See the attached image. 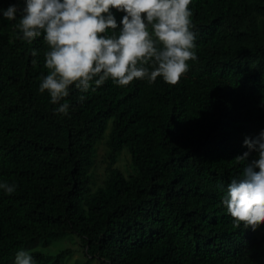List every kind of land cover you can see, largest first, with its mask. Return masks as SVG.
Here are the masks:
<instances>
[{"label": "trees", "instance_id": "16d2710c", "mask_svg": "<svg viewBox=\"0 0 264 264\" xmlns=\"http://www.w3.org/2000/svg\"><path fill=\"white\" fill-rule=\"evenodd\" d=\"M189 7L198 59L175 85L109 79L82 103L73 89L67 117L38 91L42 37L28 44L18 21L0 18V181L17 185L0 190V264L70 233L100 264H264V235L220 203L221 185L242 172L244 138L264 127V0ZM110 121L111 176L91 193L86 168ZM124 149L139 176L113 168ZM64 254L31 255L64 264Z\"/></svg>", "mask_w": 264, "mask_h": 264}, {"label": "clouds", "instance_id": "9594fccd", "mask_svg": "<svg viewBox=\"0 0 264 264\" xmlns=\"http://www.w3.org/2000/svg\"><path fill=\"white\" fill-rule=\"evenodd\" d=\"M192 0H20L0 7V18L18 21L20 39L31 44L42 37L48 46L38 91L47 92L53 113L70 114L73 89L84 102L107 80L126 86L134 80L175 85L198 59ZM123 13L119 21L115 12ZM32 57L37 56L33 49ZM33 64L37 61L33 59ZM247 149L234 159L242 172L221 185L220 203L234 224L255 230L264 223V127L246 136ZM254 153V154H252ZM250 154H252L250 156ZM17 185L0 181L6 195ZM12 264H36L29 250L15 252Z\"/></svg>", "mask_w": 264, "mask_h": 264}, {"label": "rangeland", "instance_id": "374dc122", "mask_svg": "<svg viewBox=\"0 0 264 264\" xmlns=\"http://www.w3.org/2000/svg\"><path fill=\"white\" fill-rule=\"evenodd\" d=\"M112 130V121L109 122L107 131L102 140H99L93 148L91 163L86 168L91 178L90 192L94 193L104 187L110 179L109 163L111 149L108 141ZM113 168L119 170L127 179L139 176V171L132 163V157L128 149H124L117 155ZM258 236L264 235V223L256 228ZM30 254L42 252L53 259L60 253L64 254V264H100L99 261L87 256L82 240L75 234H67L59 237H49L32 244L28 249Z\"/></svg>", "mask_w": 264, "mask_h": 264}]
</instances>
